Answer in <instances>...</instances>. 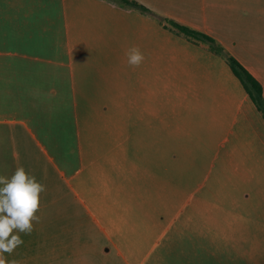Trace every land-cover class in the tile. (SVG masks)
I'll use <instances>...</instances> for the list:
<instances>
[{"label":"crops","instance_id":"0c3cea01","mask_svg":"<svg viewBox=\"0 0 264 264\" xmlns=\"http://www.w3.org/2000/svg\"><path fill=\"white\" fill-rule=\"evenodd\" d=\"M0 0V176L44 185L6 264H264V0ZM144 54L136 68L125 52Z\"/></svg>","mask_w":264,"mask_h":264},{"label":"clouds","instance_id":"9594fccd","mask_svg":"<svg viewBox=\"0 0 264 264\" xmlns=\"http://www.w3.org/2000/svg\"><path fill=\"white\" fill-rule=\"evenodd\" d=\"M127 64L136 68L144 61V54L138 46L126 50ZM43 184L23 167H17L10 176H0V264H6L5 253L11 255L23 244L20 233L31 234L33 221L40 208V194ZM11 264H18L13 260Z\"/></svg>","mask_w":264,"mask_h":264},{"label":"trees","instance_id":"16d2710c","mask_svg":"<svg viewBox=\"0 0 264 264\" xmlns=\"http://www.w3.org/2000/svg\"><path fill=\"white\" fill-rule=\"evenodd\" d=\"M126 5H131L140 8L141 10H149L148 7L141 4L137 0H121ZM167 24L170 28L176 31L179 34H183L186 37L194 40L196 42H205L210 45V47L222 53L226 58L229 64L231 65L234 72L244 83L247 91L257 104L258 108L264 115V90L262 83L232 54L226 51L225 47L214 37L209 34L196 29L190 25L181 23L173 18L165 17Z\"/></svg>","mask_w":264,"mask_h":264}]
</instances>
